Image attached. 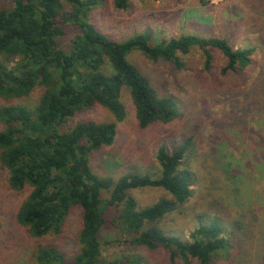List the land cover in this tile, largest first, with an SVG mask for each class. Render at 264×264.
<instances>
[{"label": "trees", "instance_id": "16d2710c", "mask_svg": "<svg viewBox=\"0 0 264 264\" xmlns=\"http://www.w3.org/2000/svg\"><path fill=\"white\" fill-rule=\"evenodd\" d=\"M100 1L8 0L9 6H0V94L11 99L27 94L32 86L43 87L31 109L0 107V169L7 172L12 189L31 187L16 220L32 235L42 236L57 232L74 208L81 210L79 251L67 258L54 246L38 245L31 260L36 264H142L134 252L110 261L101 259L103 233L116 228L128 237L126 243L133 249H166L173 264L243 260L245 244L264 218L253 208L237 205L236 196L192 189L199 184L191 161L198 154L203 126L186 123L171 147L161 145L153 175L127 173L113 180L97 175L89 161L92 152L114 142L116 123L126 116L123 90L130 96L142 129L178 117L173 100L159 95L151 79L131 61L133 53L181 67L182 56L198 48L209 70L211 52L219 51L225 60L220 73L227 75L250 70L254 49L234 48L225 37L198 34L156 40L146 30L114 40L89 21ZM128 1L112 0L114 7L123 10ZM67 30L77 33L71 47L64 50L57 39ZM13 56L16 64L8 68L6 62ZM96 104L105 107L114 121L83 120L69 125L80 110ZM197 121L212 123L207 116ZM146 187L161 188L168 197L138 207L132 191ZM193 196L194 207L200 205L198 213L206 220L197 224L189 240L169 234L163 219L172 213L186 217Z\"/></svg>", "mask_w": 264, "mask_h": 264}, {"label": "rangeland", "instance_id": "374dc122", "mask_svg": "<svg viewBox=\"0 0 264 264\" xmlns=\"http://www.w3.org/2000/svg\"><path fill=\"white\" fill-rule=\"evenodd\" d=\"M128 2V8L123 10L114 7L112 0H101L89 21L114 40H123L144 30L151 32L156 40L184 34L225 37L234 48H253L254 63L248 71L222 75L220 69L225 60L219 51L211 52L209 70L204 68L205 56L198 48L182 56L181 67L133 53L131 61L151 79L159 95L173 100L178 117L171 123H157L142 129L137 124L130 96L123 90L125 119L116 123L113 144L91 153L92 170L113 180L127 173L153 175L152 169L158 165L157 149L161 145L171 147L173 141L178 140L180 127L194 123L203 129L198 154L191 161L199 178V184L192 185V189L214 194L223 192L233 199L236 196L237 205L253 208L264 218V43L261 39L264 38V0ZM0 6H9L8 0H0ZM76 33L67 30L57 39L58 46L68 50ZM11 58L6 62L8 68L17 61L16 56ZM42 92L43 87L35 85L21 97L6 99L0 94V107L20 105L31 109L37 105ZM202 116L212 119V123L198 124L197 119L201 120ZM83 120L108 123L114 118L105 107L96 104L80 110L69 125ZM30 191L29 185L21 190L12 189L7 172L0 169V264H36L30 256L38 245L54 246L67 258L79 251L80 208L71 211L57 232L42 236L32 235L17 222L18 207ZM132 195L138 207L168 197L163 189L154 187L135 189ZM103 197H108V193H103ZM194 204L193 196L186 217L172 213L163 219L169 234L189 240L197 224L206 220L198 213L200 205L195 208ZM263 228V223L255 225L245 244L246 257L232 264H264ZM127 238L117 228L106 229L101 241V259L110 261L134 252L142 258V264H173L166 249H133L126 243Z\"/></svg>", "mask_w": 264, "mask_h": 264}]
</instances>
